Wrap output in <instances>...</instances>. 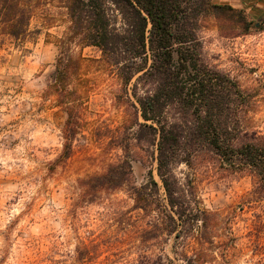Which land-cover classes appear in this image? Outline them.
<instances>
[{"label":"rangeland","instance_id":"374dc122","mask_svg":"<svg viewBox=\"0 0 264 264\" xmlns=\"http://www.w3.org/2000/svg\"><path fill=\"white\" fill-rule=\"evenodd\" d=\"M190 17L203 60L251 100L236 110L243 131L264 135V0H194ZM66 32L59 20L27 51H0V264H138L148 219L134 209L127 189L83 203L79 180L122 160L117 141L128 137L134 182L147 181L149 169L159 181L156 150L132 141L142 136L137 123L145 121L116 73L100 61L101 53L73 47L86 59L81 81L72 84L83 93L81 129L72 157L55 164L66 115L54 98H43V75L55 64ZM176 174L195 179L204 206L219 215L216 245L232 247L212 264H264V197L253 195L255 178L226 171L205 153L192 168L177 166ZM173 244L174 237L168 253Z\"/></svg>","mask_w":264,"mask_h":264},{"label":"trees","instance_id":"16d2710c","mask_svg":"<svg viewBox=\"0 0 264 264\" xmlns=\"http://www.w3.org/2000/svg\"><path fill=\"white\" fill-rule=\"evenodd\" d=\"M193 1L0 0V51H27L28 43L59 20L67 24L58 41L59 56L43 75V98H54L66 115L63 149L55 164L72 157L81 129L83 93L72 84L81 81L86 59L73 54V47L97 49L100 61L127 90V101L134 108L138 104L145 123H137L143 134L132 141L155 147L160 181L149 169L147 181L140 186L134 182L128 137L117 141L122 160L79 180L83 203L127 189L134 209L148 219L138 264H212L229 256L232 247L214 240L218 213L204 206L195 179L176 174L181 164L192 168L199 154H211L226 171L248 172L256 180L253 195L264 197V135L243 131L236 110L248 108L251 100L230 76L201 57L190 29ZM214 8L234 12L229 6Z\"/></svg>","mask_w":264,"mask_h":264},{"label":"crops","instance_id":"0c3cea01","mask_svg":"<svg viewBox=\"0 0 264 264\" xmlns=\"http://www.w3.org/2000/svg\"><path fill=\"white\" fill-rule=\"evenodd\" d=\"M227 1H228V3H230L231 0H227Z\"/></svg>","mask_w":264,"mask_h":264},{"label":"bare ground","instance_id":"6f19581e","mask_svg":"<svg viewBox=\"0 0 264 264\" xmlns=\"http://www.w3.org/2000/svg\"><path fill=\"white\" fill-rule=\"evenodd\" d=\"M160 181V180H159Z\"/></svg>","mask_w":264,"mask_h":264}]
</instances>
